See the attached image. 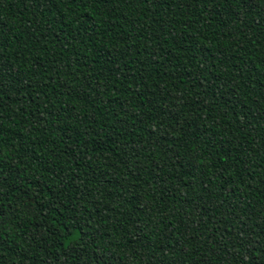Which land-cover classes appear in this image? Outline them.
I'll return each instance as SVG.
<instances>
[{"label": "trees", "instance_id": "16d2710c", "mask_svg": "<svg viewBox=\"0 0 264 264\" xmlns=\"http://www.w3.org/2000/svg\"><path fill=\"white\" fill-rule=\"evenodd\" d=\"M0 264H264V0H0Z\"/></svg>", "mask_w": 264, "mask_h": 264}]
</instances>
